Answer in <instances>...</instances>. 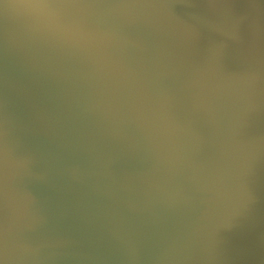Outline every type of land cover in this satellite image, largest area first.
<instances>
[{"label":"water","instance_id":"water-1","mask_svg":"<svg viewBox=\"0 0 264 264\" xmlns=\"http://www.w3.org/2000/svg\"><path fill=\"white\" fill-rule=\"evenodd\" d=\"M0 264H264V0H0Z\"/></svg>","mask_w":264,"mask_h":264}]
</instances>
